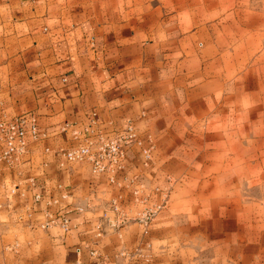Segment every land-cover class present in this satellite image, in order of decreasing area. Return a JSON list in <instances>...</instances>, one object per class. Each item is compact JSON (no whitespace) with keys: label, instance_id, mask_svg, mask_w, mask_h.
<instances>
[{"label":"crops","instance_id":"crops-1","mask_svg":"<svg viewBox=\"0 0 264 264\" xmlns=\"http://www.w3.org/2000/svg\"><path fill=\"white\" fill-rule=\"evenodd\" d=\"M233 6L224 0H0V116L30 111L40 133L15 166L0 163V264H264V194L243 196L242 184L232 181L179 183L188 193L172 197L177 183H171L168 203L138 243L136 222L112 231L95 226L110 196L123 204L135 197L132 183L115 188L87 163L60 153L87 124L103 137L129 124L151 136L156 165L168 152L162 140L213 139L221 155L230 141V155H237L238 133L223 125L236 124L244 106L257 110L251 117L262 114L264 69L239 68V54L224 51L222 38L235 33L224 30L217 13ZM243 89L263 94L245 103ZM192 122L209 130H174ZM137 149L129 151L127 171L153 182L157 170L138 163ZM156 184L134 186L147 192ZM8 186L16 190L8 193ZM57 209L69 216L67 230L27 224Z\"/></svg>","mask_w":264,"mask_h":264},{"label":"rangeland","instance_id":"rangeland-1","mask_svg":"<svg viewBox=\"0 0 264 264\" xmlns=\"http://www.w3.org/2000/svg\"><path fill=\"white\" fill-rule=\"evenodd\" d=\"M144 1L169 2V0ZM224 2L235 4L236 6L249 5V7H251L246 11L240 9L236 10V6H233L235 10L217 13L218 15H221V19L224 23V30L230 32V35L231 32L235 33L231 36L226 35L222 38V46L225 53H232L233 57H235V54H239L240 58L237 60L239 68L252 66L254 68L264 69V0H224ZM247 53L248 55H244ZM224 61H226L228 66H230V63L232 62V60ZM245 90L246 89H243L240 93L242 98H244L245 103L246 99L254 98L257 100L261 98L263 94L262 91L249 92ZM254 110L257 111L256 109L249 110L247 106H244L239 111V117L238 120H236V124L223 125L224 132L227 131L230 133L235 131L240 138L237 141V155L234 156L230 155L228 150L230 141H224L223 154L221 155L215 154L213 139L198 140L196 139V136L194 138H186V140H162V147H166L168 152L166 155L159 158L161 163L156 165L153 161L155 158V152L154 141L151 136L149 134H143L140 136L133 129L136 139L130 141L125 146L123 168L119 172L115 171L112 174L111 181L108 179L109 175L105 173H94L89 169L91 173L101 175L106 183L113 185L115 188L120 189L122 187L120 186V183H132L131 185L133 186L130 190L131 194H133V196L135 195L133 199L130 201L126 200L123 204L117 200L116 197L118 195H116V197L110 196L111 198L109 197L107 203L104 204L103 208L105 211L103 210L102 212L110 217H114V212L109 210L110 206L108 203L110 199H116L119 203V211L124 214L127 219L125 221L126 223H124L136 222L139 225V228L141 229V238L138 239L137 242L141 243L143 240L142 237L145 235L144 230H148L150 233V228L152 227L150 222L152 221L153 223L155 220L154 217L168 203V197L172 189L171 183H177L175 184L176 193L175 195H172V197H180L188 193V191H184L182 184L178 185L179 183H231L232 181H239V183L242 184L240 186V193H242L243 196H246V194L255 197L262 196V194H264V108L260 109L262 114L251 117ZM257 117H261L260 120L256 119ZM252 118L255 119V122H251ZM205 127L209 130V125L193 122L185 125L176 123L174 125V130L176 132L183 130L190 132L191 134H198L199 132L206 130ZM232 127L233 130H231ZM253 137L254 139H251ZM133 146L138 148V163H141V165L144 164L143 166L146 167L153 165V167H155L153 171L157 170L154 172L155 176L153 175V182H150V177L147 179L148 181H144L137 173H128L126 160L129 151ZM204 146H206V148H203ZM137 183H159V185L156 184L151 186L153 188L149 187L147 192L144 190L143 192L141 191V195H144L145 193L148 195L145 203H138V201L135 200L136 194H134V189H136V186L134 185ZM155 187H158L159 195L158 193L153 192ZM164 192L166 193L165 203H163V205L146 220L145 224H141L137 218L141 211L150 206L149 204H151V202L158 200ZM190 192L195 194L198 191L194 190ZM176 210H178V207ZM102 224L111 231L116 229L115 227L107 225L105 221ZM142 243H145V241ZM145 258L150 259L151 254H147L144 259Z\"/></svg>","mask_w":264,"mask_h":264},{"label":"built area","instance_id":"built-area-1","mask_svg":"<svg viewBox=\"0 0 264 264\" xmlns=\"http://www.w3.org/2000/svg\"><path fill=\"white\" fill-rule=\"evenodd\" d=\"M91 121L93 123V120ZM39 137L40 133L36 116L32 112L28 111L9 117L0 116V163L8 168L15 166L26 152L29 144L36 142ZM135 139V133L129 124L116 131L111 137H103L91 124H87L83 127L79 140L61 150L60 153L67 161L84 162L87 163L92 172L109 175L108 179L111 181L112 174L115 171L119 172L123 168L125 146ZM15 190L16 188L13 186L7 187L8 193H12ZM153 192L159 195L158 187H155ZM134 194H136V201L145 203L147 193L141 195V190L136 188L134 189ZM35 196L36 198L38 197V195ZM165 201L166 193L164 192L158 200L151 202L150 206L141 211L137 217L139 222L145 224L146 220ZM118 204L116 199H110L108 203L110 206L109 210L113 211L115 216L110 217L103 213V219L95 225L99 231L103 229L102 223L104 221L111 227H118L127 220L124 214L119 211ZM27 224L43 229L57 226L65 231L69 228V216L67 212L60 209L54 212L46 210L41 221L37 223L28 222Z\"/></svg>","mask_w":264,"mask_h":264}]
</instances>
